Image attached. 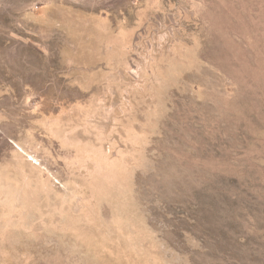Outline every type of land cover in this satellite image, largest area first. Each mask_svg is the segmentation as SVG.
Returning a JSON list of instances; mask_svg holds the SVG:
<instances>
[{
    "label": "rangeland",
    "instance_id": "obj_1",
    "mask_svg": "<svg viewBox=\"0 0 264 264\" xmlns=\"http://www.w3.org/2000/svg\"><path fill=\"white\" fill-rule=\"evenodd\" d=\"M0 264H264V0H0Z\"/></svg>",
    "mask_w": 264,
    "mask_h": 264
},
{
    "label": "bare ground",
    "instance_id": "obj_2",
    "mask_svg": "<svg viewBox=\"0 0 264 264\" xmlns=\"http://www.w3.org/2000/svg\"><path fill=\"white\" fill-rule=\"evenodd\" d=\"M34 160V159H33Z\"/></svg>",
    "mask_w": 264,
    "mask_h": 264
}]
</instances>
